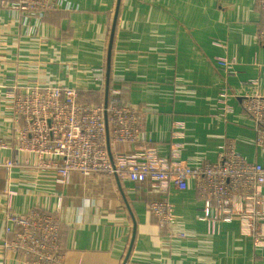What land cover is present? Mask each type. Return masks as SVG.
<instances>
[{"label":"crops","instance_id":"obj_1","mask_svg":"<svg viewBox=\"0 0 264 264\" xmlns=\"http://www.w3.org/2000/svg\"><path fill=\"white\" fill-rule=\"evenodd\" d=\"M263 25L257 0H0V137L12 147L0 151V239L6 210L40 209L64 223L63 264H122L134 223L126 264H264V240L238 222L208 231L194 179L166 191L103 172L57 180L55 168L15 147L11 98L34 86L89 90L104 104L138 106L143 137L165 164L215 162L226 143L261 162L240 80L256 79L264 91ZM215 55L238 77L226 78ZM220 91L229 110L216 100ZM125 150L138 148L108 145L111 156ZM153 198L171 204V226L148 209Z\"/></svg>","mask_w":264,"mask_h":264},{"label":"built area","instance_id":"obj_2","mask_svg":"<svg viewBox=\"0 0 264 264\" xmlns=\"http://www.w3.org/2000/svg\"><path fill=\"white\" fill-rule=\"evenodd\" d=\"M257 4L264 12V0H257ZM257 39L264 46V25ZM212 42L222 45L216 38ZM213 60L226 78L238 77L227 58L215 55ZM240 84L244 87L242 106L255 124V144L264 154V91L256 88V79L240 80ZM11 98L15 147L34 154L38 163L55 168L57 180L66 182L72 171L85 175L103 172L166 191L170 185L184 190L188 180L194 179L202 212L199 219L206 222L211 234L220 232L221 223L238 222L243 232L258 242L264 240V160L252 161L233 143H226L215 162L165 164L155 142L143 137L144 113L136 105L118 98L104 104L97 100L96 92L65 86H34ZM216 100L229 110L226 92L220 91ZM119 143L138 150L111 156L108 145ZM9 148L10 142L0 137V151ZM148 209L164 228L175 222L171 204L165 199L153 198ZM4 222L0 239L3 264H63L64 223L55 214L9 208Z\"/></svg>","mask_w":264,"mask_h":264},{"label":"water","instance_id":"obj_3","mask_svg":"<svg viewBox=\"0 0 264 264\" xmlns=\"http://www.w3.org/2000/svg\"><path fill=\"white\" fill-rule=\"evenodd\" d=\"M108 57H110V53L108 52ZM107 104V103H105ZM107 139H109V134L107 133ZM135 231H136V226H135V223L133 224V229H132V236H131V240H130V243H129V246H128V249H127V252L125 254V257L122 261V264H126L127 260H128V257L131 253V250H132V246H133V242H134V237H135Z\"/></svg>","mask_w":264,"mask_h":264},{"label":"rangeland","instance_id":"obj_4","mask_svg":"<svg viewBox=\"0 0 264 264\" xmlns=\"http://www.w3.org/2000/svg\"><path fill=\"white\" fill-rule=\"evenodd\" d=\"M148 222H149V216H147Z\"/></svg>","mask_w":264,"mask_h":264}]
</instances>
